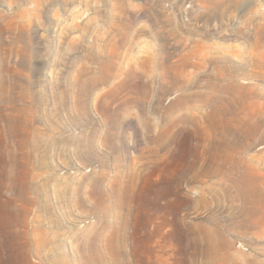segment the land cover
<instances>
[{
  "label": "rangeland",
  "instance_id": "374dc122",
  "mask_svg": "<svg viewBox=\"0 0 264 264\" xmlns=\"http://www.w3.org/2000/svg\"><path fill=\"white\" fill-rule=\"evenodd\" d=\"M254 205L264 0H0V264H264Z\"/></svg>",
  "mask_w": 264,
  "mask_h": 264
},
{
  "label": "bare ground",
  "instance_id": "6f19581e",
  "mask_svg": "<svg viewBox=\"0 0 264 264\" xmlns=\"http://www.w3.org/2000/svg\"><path fill=\"white\" fill-rule=\"evenodd\" d=\"M214 88L217 89L218 87H221V85L217 82L212 83ZM127 85L126 82H122L120 83L118 88H124ZM249 88V87H248ZM225 89H231V90H235V89H239V87L237 85H228L225 87ZM243 91L247 90V88H245L244 86L241 88ZM113 93H115V91H112ZM238 93V92H237ZM144 94V92H143ZM215 94V93H214ZM245 97V94L241 95V100ZM234 99V98H231ZM213 103H211L212 101ZM134 102H137V98H134L133 100ZM205 102L207 105L212 106V112L214 114H216L217 116H219L221 119H224L225 121H221L222 125L224 126L223 128V134L226 140H228L230 146H226V147H221L218 148V156L220 157L219 154L225 152V154L227 152H229V149L231 151H238L239 148L242 146L241 140H242V136L244 131H241V136L240 137H235L236 138V142L234 144H232L229 141V137L231 139L232 135H233V131L231 130V128L227 125V122L229 121V119H231V117H234L236 115H234V113H236L235 109H232L230 107V101L225 99L222 96H217V97H213L212 96H206L205 98ZM240 104V103H239ZM243 105V104H242ZM246 105V104H245ZM248 108V107H247ZM212 114V113H211ZM211 116V115H210ZM228 119V121H226ZM226 122V125L224 124ZM259 126V125H258ZM253 130L256 129L255 127L252 128ZM226 142V141H224ZM228 154V153H227ZM216 157V159H218L219 161H224V159L221 157L219 159V157ZM241 219L240 220H233L232 221V225L234 227H239L242 229H245L249 226H261L264 225V213L260 212V210L258 209V207L256 205L253 206V208L247 212L245 209H242V213H241ZM217 232L220 234L222 240V242H225V245L231 246L233 242H231L229 239H227L226 237H224L222 231L217 230ZM171 242V241H170ZM178 246V245H177ZM174 248L176 249V246L174 245ZM178 249V248H177ZM150 263V262H149ZM206 264H243L242 262H240L239 260H237L236 258H233L232 256H228V255H220V256H216L213 257L212 259H209ZM251 264H255L254 262Z\"/></svg>",
  "mask_w": 264,
  "mask_h": 264
}]
</instances>
